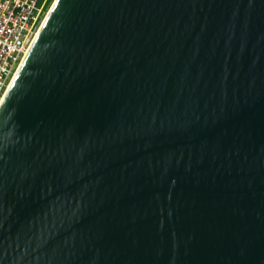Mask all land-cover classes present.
Segmentation results:
<instances>
[{
    "label": "water",
    "instance_id": "water-1",
    "mask_svg": "<svg viewBox=\"0 0 264 264\" xmlns=\"http://www.w3.org/2000/svg\"><path fill=\"white\" fill-rule=\"evenodd\" d=\"M0 264H264V0H55L0 104Z\"/></svg>",
    "mask_w": 264,
    "mask_h": 264
},
{
    "label": "built area",
    "instance_id": "built-area-1",
    "mask_svg": "<svg viewBox=\"0 0 264 264\" xmlns=\"http://www.w3.org/2000/svg\"><path fill=\"white\" fill-rule=\"evenodd\" d=\"M48 0H0V103L44 20Z\"/></svg>",
    "mask_w": 264,
    "mask_h": 264
},
{
    "label": "bare ground",
    "instance_id": "bare-ground-1",
    "mask_svg": "<svg viewBox=\"0 0 264 264\" xmlns=\"http://www.w3.org/2000/svg\"><path fill=\"white\" fill-rule=\"evenodd\" d=\"M54 1H55V0H54ZM51 6H52V5H51ZM50 8H51V7H50ZM49 10H50V9H49ZM48 12H49V11H48ZM46 16H47V14H46ZM46 16H45V18H46ZM45 18H44V20H45ZM44 20H43V21H44ZM43 21H42V23H43ZM41 25H42V24H41ZM41 25H40V27H41ZM32 43H33V42H32ZM27 52H28V51H27ZM25 56H26V55H25ZM17 71H18V70H17ZM16 73H17V72H16ZM15 75H16V74H15ZM14 77H15V76H14ZM14 77H13V78H14ZM11 82H12V81H11ZM10 84H11V83H10ZM9 86H10V85H9ZM8 88H9V87H8ZM6 91H7V90H6ZM5 94H6V93H5ZM4 97H5V95H4ZM4 97H3V99H4ZM3 99H2V100H3ZM1 102H2V101H1ZM0 104H1V103H0Z\"/></svg>",
    "mask_w": 264,
    "mask_h": 264
},
{
    "label": "rangeland",
    "instance_id": "rangeland-1",
    "mask_svg": "<svg viewBox=\"0 0 264 264\" xmlns=\"http://www.w3.org/2000/svg\"><path fill=\"white\" fill-rule=\"evenodd\" d=\"M53 2H54V0H52V1H51V3H50V5L48 6L47 13H48V11H49V9H50L51 5L53 4ZM47 13H46V14H47Z\"/></svg>",
    "mask_w": 264,
    "mask_h": 264
},
{
    "label": "trees",
    "instance_id": "trees-1",
    "mask_svg": "<svg viewBox=\"0 0 264 264\" xmlns=\"http://www.w3.org/2000/svg\"><path fill=\"white\" fill-rule=\"evenodd\" d=\"M52 0H48L47 4H46V9L48 8V6L50 5Z\"/></svg>",
    "mask_w": 264,
    "mask_h": 264
}]
</instances>
